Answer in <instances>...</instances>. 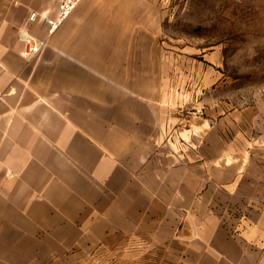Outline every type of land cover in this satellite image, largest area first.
<instances>
[{"label":"crops","instance_id":"0c3cea01","mask_svg":"<svg viewBox=\"0 0 264 264\" xmlns=\"http://www.w3.org/2000/svg\"><path fill=\"white\" fill-rule=\"evenodd\" d=\"M59 3L0 0V264H264L258 184L188 125L165 6L83 0L27 61Z\"/></svg>","mask_w":264,"mask_h":264},{"label":"rangeland","instance_id":"374dc122","mask_svg":"<svg viewBox=\"0 0 264 264\" xmlns=\"http://www.w3.org/2000/svg\"><path fill=\"white\" fill-rule=\"evenodd\" d=\"M160 3L167 10L162 38L172 50L169 60L182 69L173 79L190 83L188 125L202 113L228 135L227 144L236 138L229 159L255 179L264 203V0Z\"/></svg>","mask_w":264,"mask_h":264},{"label":"built area","instance_id":"2783aa9c","mask_svg":"<svg viewBox=\"0 0 264 264\" xmlns=\"http://www.w3.org/2000/svg\"><path fill=\"white\" fill-rule=\"evenodd\" d=\"M83 0H60L58 12L54 16H42V23L45 28L43 37L33 34L30 30L24 28L19 30V40L23 44V57L29 61H35L50 43L51 37L60 30L66 20L75 11L77 6ZM166 4L170 0H162ZM39 14L35 11L30 12L28 22H36Z\"/></svg>","mask_w":264,"mask_h":264}]
</instances>
